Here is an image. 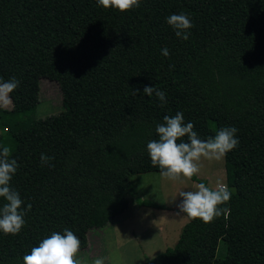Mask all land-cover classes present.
<instances>
[{
	"label": "trees",
	"instance_id": "obj_1",
	"mask_svg": "<svg viewBox=\"0 0 264 264\" xmlns=\"http://www.w3.org/2000/svg\"><path fill=\"white\" fill-rule=\"evenodd\" d=\"M173 13L191 19L187 40L166 22ZM13 76L19 120L1 129L0 146L18 162L10 185L26 214L18 234L0 231V264H23L65 228L85 248L90 229L128 209L132 175L160 172L147 143L177 112L201 139L238 129L239 144L224 157L232 195L220 207L229 213L211 223L187 216L175 244L141 264H264V0H141L126 12L97 0H0V79ZM41 78L57 83L62 109L34 118ZM42 153L54 159L42 166Z\"/></svg>",
	"mask_w": 264,
	"mask_h": 264
},
{
	"label": "clouds",
	"instance_id": "obj_2",
	"mask_svg": "<svg viewBox=\"0 0 264 264\" xmlns=\"http://www.w3.org/2000/svg\"><path fill=\"white\" fill-rule=\"evenodd\" d=\"M141 0H97L98 6L114 8L120 12H126L140 6ZM166 22L175 30L178 38L187 40L188 29L193 27L191 19L186 13L171 14L166 17ZM164 56L169 55L165 47L161 50ZM174 68V65H170ZM20 85V81L11 77L5 81L0 79V108L9 109L12 105L11 93ZM140 92L139 89H135ZM143 93L148 97L155 95L163 106L166 101V93L155 86H145ZM163 123L156 125L158 139L147 143V152L151 164L158 167L160 174L168 179L176 180L181 176L191 179L200 172V160H222L226 154L239 144L238 129L234 126H226L218 130L215 136L206 140L201 139L194 131V123L184 122L183 112H177L174 116L165 115ZM187 136L188 141L181 138ZM180 141V142H178ZM11 149L8 146H0V197L6 203L0 206V231L4 234H18L24 224L25 211L21 210L23 203L20 193L10 185L19 165L16 159L10 158ZM54 159L44 153L41 154V165L49 164ZM51 166V165H49ZM178 195L183 200L178 205L179 212L186 214L191 219H201L204 223H211L214 219L224 215L227 219L229 209L220 207L231 199V191L226 183L217 180L215 187L206 186L205 183H197L192 190L179 191ZM28 204L27 210H31ZM81 241L71 230L65 228L63 233L52 232L42 239L38 246H34L30 253L23 256V264H81L76 259ZM94 264H104L102 258H97Z\"/></svg>",
	"mask_w": 264,
	"mask_h": 264
},
{
	"label": "rangeland",
	"instance_id": "obj_3",
	"mask_svg": "<svg viewBox=\"0 0 264 264\" xmlns=\"http://www.w3.org/2000/svg\"><path fill=\"white\" fill-rule=\"evenodd\" d=\"M11 107L0 108V131L19 120L18 114L11 112ZM61 109V92L57 83L41 78L39 101L29 111V116L41 118ZM199 163L200 172L196 176L206 180L207 186L215 187L218 179H224V158H201ZM130 181L132 190L128 209L106 226L88 231L87 246L76 254L81 264H94L97 258H102L104 264H141L177 241L181 227L188 220L186 214L179 212L178 205L183 197L178 193L192 190V186L199 182L182 176L171 180L160 172L138 173L132 175ZM137 198L149 199L162 208L140 206L136 204ZM224 251L223 243L219 241L216 256H223Z\"/></svg>",
	"mask_w": 264,
	"mask_h": 264
},
{
	"label": "crops",
	"instance_id": "obj_4",
	"mask_svg": "<svg viewBox=\"0 0 264 264\" xmlns=\"http://www.w3.org/2000/svg\"><path fill=\"white\" fill-rule=\"evenodd\" d=\"M225 172V171H224ZM224 175V174H223ZM222 182H224L225 183V177H224V179H222ZM176 211H177V209H176ZM187 219H188V217H187Z\"/></svg>",
	"mask_w": 264,
	"mask_h": 264
}]
</instances>
